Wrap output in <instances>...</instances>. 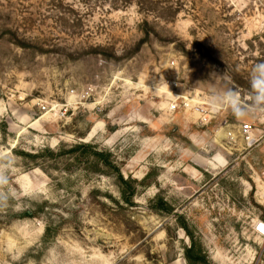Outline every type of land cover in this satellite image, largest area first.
I'll return each instance as SVG.
<instances>
[{"label":"rangeland","instance_id":"rangeland-1","mask_svg":"<svg viewBox=\"0 0 264 264\" xmlns=\"http://www.w3.org/2000/svg\"><path fill=\"white\" fill-rule=\"evenodd\" d=\"M259 61L264 0H0V264H264V117L213 107Z\"/></svg>","mask_w":264,"mask_h":264},{"label":"clouds","instance_id":"clouds-1","mask_svg":"<svg viewBox=\"0 0 264 264\" xmlns=\"http://www.w3.org/2000/svg\"><path fill=\"white\" fill-rule=\"evenodd\" d=\"M224 76L230 79L228 73ZM227 106L229 114L237 121L247 119H259L264 117V61L255 63L249 72V96L245 99L235 87H228L224 90L219 102L213 107L223 110ZM10 154L0 152V208L7 207L10 198L11 167L15 161L11 160Z\"/></svg>","mask_w":264,"mask_h":264},{"label":"trees","instance_id":"trees-1","mask_svg":"<svg viewBox=\"0 0 264 264\" xmlns=\"http://www.w3.org/2000/svg\"><path fill=\"white\" fill-rule=\"evenodd\" d=\"M80 149L93 153V155L95 157V164L97 165L96 167L101 166L102 161H103L104 165H106L107 167H110L113 171H115V173L117 175L118 186L120 188L121 194L124 195V197H125V199H127V201H132V199L136 195V188L133 185L137 184V180L133 179L132 177H125V175L123 174V172L121 170V167L118 165V162L114 159L113 154L112 153H104V150L99 148L98 146H96L94 144H85V143H80V144H76V145L72 146L70 152H68V153L75 155L76 152ZM44 151H49V150H44ZM82 152H84V151H82ZM32 156L36 157V155H32ZM127 189H130V193L128 196H126ZM203 251H204V249L202 248V246L197 245V244H194L191 247H189L187 249V254H186L187 259L189 261V264H193L192 259H194V253H196V254H197V252L202 253ZM203 259L205 260V257L204 258L203 257L198 258V261L203 262L204 261Z\"/></svg>","mask_w":264,"mask_h":264},{"label":"built area","instance_id":"built-area-1","mask_svg":"<svg viewBox=\"0 0 264 264\" xmlns=\"http://www.w3.org/2000/svg\"><path fill=\"white\" fill-rule=\"evenodd\" d=\"M171 108L175 109L176 105L173 104ZM241 130L243 131V134L245 135V139L249 142V144H251L254 141V139L252 137V133H251L252 131H251L250 126L247 124H244L243 126H241ZM228 136L232 137L233 136L232 132H229ZM256 229L260 235L264 236V220L258 222Z\"/></svg>","mask_w":264,"mask_h":264}]
</instances>
